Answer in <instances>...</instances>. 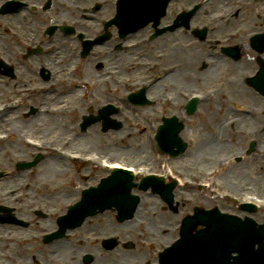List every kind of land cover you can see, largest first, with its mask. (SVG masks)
<instances>
[{"label":"rangeland","instance_id":"1","mask_svg":"<svg viewBox=\"0 0 264 264\" xmlns=\"http://www.w3.org/2000/svg\"><path fill=\"white\" fill-rule=\"evenodd\" d=\"M185 1L188 3L193 0H184V2ZM243 3H245V5L249 8L245 9L244 11H241L240 13L236 12L235 10L229 13L227 11L229 8H227L226 10H222V9L218 10V8H215V6L209 12V15H212L211 11L218 10V13L222 12L223 14L229 15L228 18L223 21V25H222V27L225 26L226 28L225 30L229 34H232L234 30H237V27H243L246 29L247 38H246V34H244L241 37H238V36L230 37V42H232L233 45H238L240 49V56L237 58L239 60L233 61V62L240 63V64L234 68L232 66L231 61H226L227 64L230 65L228 68L212 69L208 67L209 63L206 62L209 59H204L206 63L204 62L203 64H201L202 60H199L197 64L195 65V67H185L184 69H182V73L196 72L198 74L197 77L199 78L200 83L221 82L226 77L232 75L234 72L238 71L239 69L250 70L251 68H256L253 59L250 57L252 56L251 54L253 53V50L248 45H245V44L246 43L248 44V40L250 37L249 33H251L252 35L253 33L258 32L257 30L264 27V12L262 13V15H260V17L256 18L254 16V11L256 9H260L262 5H258V7L256 8V5L255 6L249 5L248 0L243 1ZM259 3H263L264 5V2L262 0L259 1ZM61 5L62 3L57 4V11H55L56 13L59 14L60 17L64 16V17L72 18L77 15V12L74 11L70 6L64 4V7H62ZM209 5H211V3ZM223 8L225 9V7ZM202 18H204V15H202ZM21 21H22V27L19 24L17 23L16 24L18 27L22 29L21 31L26 36L29 35V33L36 34L38 32L39 25L42 24L43 22L40 18H37V16H27L26 20L21 19ZM25 21H28V22L26 23ZM33 22H36L35 26H33ZM2 32L3 34H1L0 32V35H1L0 36V47L2 46V48H0V57H3L4 59H9V60L16 59L17 62H19L20 64L19 65L20 78L18 80H5L0 76V98L2 97L5 98L6 96H8L7 95L8 93H12L17 87H19L18 85H16L17 82L19 83V85L23 83L28 84V85L35 84L34 76H32L30 73L32 72L33 69H38L39 63L34 64L28 61L25 62L23 60L25 59V57L24 56L21 57V51L19 49L21 48V46L18 43L14 44L13 42H11L8 38L5 37L3 30ZM170 40L171 39L166 40L165 44L160 46L159 48L161 50L164 49V50H169L171 52V50H173L172 44H169L167 46ZM186 44L187 43H184L183 46L176 47L175 50L182 48V50H187V51L191 50L190 52L188 51L186 52V54L179 52V53H175L174 55L171 53V56H170V58L173 59L175 63H178L180 65V68H183V64L185 60L187 61L188 59H191L189 57H191L192 48L195 46L194 44H192L191 46H189V48L184 47ZM58 45L62 46V43L58 42ZM155 47L156 45L150 44L142 48L140 51L137 50V51H133L130 53L141 54L142 50L145 49V50H148V53L144 55L143 58L153 59V54L157 51ZM72 53H73V56L71 57V59L74 56L77 59L76 51H72ZM58 56H59V53L56 54L55 59H58ZM262 57L264 58V54L262 55ZM225 59H228V58H225ZM69 61L70 59H67V60L63 59L61 64L62 65L67 64ZM210 63L214 65V62H210ZM79 74L76 77H79ZM29 75L30 77L26 79L24 78ZM50 76L53 78L51 73H50ZM74 76L75 75H69L68 76L69 78H65L62 80L59 79L58 76H56L55 82L56 84H58L56 92L63 91V87H64V91L70 89V87H72L71 86L72 80L76 78ZM37 79L43 80V77L40 74H38ZM99 85L100 87L96 91L92 92L94 89L98 87V86H94L93 89H91V92H89L87 99L84 102H82L79 115H76L74 118H70L71 125H74L77 123L78 124L77 128L67 127L65 134L67 135L73 132L78 133V134L81 133L84 139H88L87 143L90 142L89 144H87L88 146L86 150H88L89 148L90 149H101L102 147L107 146L106 148L107 150L105 149V153L112 152L114 153L116 158L123 157L125 160L129 162H133V163L135 161H139L136 164H141V163H146V162L157 163L158 161L157 157H159L160 154L156 150L155 146L153 148L154 150L150 151L147 157L145 155L146 152L143 150L142 143L134 145L135 143L134 142L132 143L129 140L131 139L133 135H135L136 138H140L143 140L144 136L145 138L147 136L146 132H151V129H150L151 127L145 126L143 124L142 125L136 124V122H134V120L132 119L129 111L127 112L124 111L123 105L126 103L124 94L126 93V91L125 93H123L118 90L120 97H117L116 99H114L113 95H111V92H114L113 90L114 83L112 81L108 83V82L102 81L101 79ZM125 90H131V89L125 88ZM97 93H99L100 95H97ZM51 94L48 95V97L51 96ZM107 101H116L118 104L121 105V108H120L121 110L119 113H117V117L122 118L124 122L126 121L124 124V129H121V130L117 129L118 131L115 133V135L119 134L120 133L119 131H122L123 134L128 132V133H131L132 136L128 135L122 141L121 140L115 141V138L113 136L114 133L113 135L111 134V132L104 133L102 131V126L100 124H96L90 130L86 131L85 133H82L81 128L79 127L81 119H82V115L84 113H87L88 108L91 106L94 107L95 111H97ZM240 101L245 102V103H251L255 106L261 107L264 104V97L260 95L259 93H257L255 90H253L246 83H242V85H239L236 87H234V85H230L220 95L213 98L212 103L207 105L206 110L204 109V113H202L201 115L202 118L198 121V127L196 126L197 128L196 132L198 134L209 133L210 135L215 136V130L217 128H214V127L216 126L219 127L218 126L219 124H217L216 122H220L221 120L223 123L226 119L233 117L232 113L234 112L232 111L231 105L233 103L236 104ZM49 102L54 103L55 100L52 99ZM152 109L156 110V107L154 106L153 108H150L149 110H152ZM25 110L26 109L23 108V111ZM262 110H264V108H262ZM131 114L133 115L135 114V112L131 111ZM262 115H264V112H262ZM236 116H238V114ZM260 120L263 121L264 117L260 118ZM60 128L64 131V127H60ZM218 130L221 131V129H218ZM188 134H189V131H188ZM227 134H229L233 138L231 141L222 142L218 146L220 149L216 148L217 146L214 147L213 151L215 152L214 157L216 159L218 157L221 158L223 156H227L231 153L234 154V153L240 152L243 148L248 147L249 146L248 141L247 143H245V139L249 140L250 136L252 135L251 133L250 134H248L247 132L243 133L242 131L238 129H233V127H230L229 129H227ZM222 135H223V132H222ZM150 137L152 136H148L147 138H150ZM101 139L102 141H100ZM236 140L238 142H235ZM241 140L243 141V143H239ZM261 144L263 145V147L257 150L258 154L250 152L248 156L247 157L245 156V159L240 163L235 162L231 158V156L228 157L229 161L227 162L217 161L218 162L217 164H216L215 158H214L215 160L213 159L209 163H202V162L197 161L196 166L203 167V170L199 172L197 170L196 172H194L195 165L188 166L184 163L185 161L183 160H177V158L166 156L165 158L167 159L166 161L170 162V164H173L174 170L186 168L185 170L187 171V174L185 175L186 177L185 179H183L184 183L182 184L185 188H183L182 193L180 195L177 194V197H176L177 202H178L176 212L174 210H171L168 205H164L162 207V205L159 206V204L155 202L157 208L158 209L160 208V214L158 216V220L160 222L163 221L162 228H165L166 230V227L177 226L184 216H186L187 214L193 213L195 206H202V207L207 208V207L215 206L217 204H222L228 207L227 203L221 201L222 200L221 198L215 199V198H212V196L208 194L209 193L208 191L210 190V188L229 190L230 188L228 187H233L235 188V191L237 190L236 192H239L240 190H244L245 194L249 192H253L259 197L264 198V142ZM6 146L7 145L1 146V148L6 147ZM194 147H196V144L193 146V148ZM19 158L21 157L15 158V161ZM144 159H146V162H144ZM10 161H11V158L9 156L2 154V152L0 153V166L1 167L10 168L8 166ZM212 167L214 169L213 170L214 173L211 172L210 174H206V171L209 172L210 170L208 169ZM18 174L20 173H13L12 177H23L25 175L30 177V180L28 182L30 183V187L36 191L37 196L42 195V196H47L49 198H51L52 196H64V203H65V201L68 200L69 194L74 192L73 188L75 187V185L72 186L71 183L65 187H64V184L62 185L55 184L57 183L58 180H54V179H49L47 181H44L43 183H39L38 181L39 170L38 169H33L32 171H25L21 176H18ZM46 176L49 177L50 174L48 173ZM20 179H25V178H19L17 182L20 181ZM187 179L190 180V182L185 184ZM74 180L78 181V177H75ZM199 180L208 182V186L205 187L206 191H200V188L196 187L197 183H199ZM59 182L62 183V179H60ZM14 184H16V180L15 181L11 180V182L9 183H4L3 181L0 182V186H2L3 191L7 189L8 187H10V189L13 188ZM137 192L140 193L141 191H137ZM28 193L29 191H26V189L19 191L20 196H26L28 195ZM145 194L143 196V199L141 200L140 205L137 207V210L135 212V217L126 219L129 222V224L132 226L131 229H129V231L127 230L128 231L127 232L126 229L124 228H120L117 226L115 227L111 226L110 233L120 232L123 238L117 239V244L113 249L108 250L101 246H98V248L96 247L91 248V249H94V251L96 252L95 253L96 257L89 264H116L117 260L115 259H113L109 263L103 262L104 257L102 255L106 253L109 254L111 252L114 253V256L122 255L123 259H126V260L133 259L132 255L139 256L141 253H145V259L142 263H140L142 259L141 260L139 258L134 259L136 264H147V262L148 263L150 262L151 264L153 263V261L155 260L156 256L158 255L161 249L159 248L158 243H156V240L158 238H164L166 241H168L172 237V235L168 233V231L166 230L168 233L167 237L157 235V233H149V235L146 236V239H145L146 242H141L139 241L138 238H136L138 235L142 234V231L145 230L146 227L148 228L150 227V225H152V223H156L153 221V217L148 213L149 209L151 210V213L155 212L153 211V207H155L153 201L155 200V198H152V196L149 194L145 196ZM148 197H150V199H149V202L146 203V199ZM242 197H243V194H242ZM189 198H194L196 199V201L192 203L190 202ZM20 213L24 214V212L22 211H20ZM242 214L246 215L248 213H242ZM105 215L106 213L99 215L93 220L94 221L93 224L95 225V227L99 226L100 218L106 217ZM252 216H254L255 219L259 222L264 221V208L260 209L259 212L254 213ZM173 217H176V219ZM140 219L145 220L146 224L147 223L148 224L147 225L141 224L139 222ZM124 221H121L119 223L122 224L124 223ZM130 243L134 244L135 250H132L129 247H127ZM8 245H14L15 249L19 251L20 255L18 257V261L20 264L30 263V260L28 258L30 249L25 243L8 244ZM78 253H79V250L76 251L75 256H74L75 258L73 257L71 258V260H75L74 262H76V260L79 259ZM79 262H82V261L79 260ZM123 263L124 262H119V264H123ZM46 264H63V261L54 256L53 259L51 260L46 259Z\"/></svg>","mask_w":264,"mask_h":264},{"label":"bare ground","instance_id":"2","mask_svg":"<svg viewBox=\"0 0 264 264\" xmlns=\"http://www.w3.org/2000/svg\"><path fill=\"white\" fill-rule=\"evenodd\" d=\"M235 7H239V5H235ZM73 98H74V95H73V94H71V95H67V99L71 100V99H73ZM47 120H52V119H51V116H49V117L47 118ZM52 121H53V120H52ZM246 122H249V121L247 120V118H242L241 123L245 124ZM41 125H44V124H41ZM119 137H122V135L119 134L116 138H119ZM73 141H76V140H73ZM146 141H149V140H148V139H145L144 142H146ZM217 145H218V143L216 142V139H211V138H210V139L204 141V142L201 144V147H202V151H201V153H205L207 156H209V155H213V154H214L213 149H214V147H216ZM55 160H56V159H55ZM51 165L53 166L54 164H51ZM63 165H66V163L64 162ZM55 172H57V171H55ZM60 172L64 174V169H61ZM156 210H157V207H156V206L153 207V211H156ZM148 213L151 214V210H150V209H149V212H148ZM158 231H159L160 234L163 233V231H162V229H161L160 227L158 228Z\"/></svg>","mask_w":264,"mask_h":264},{"label":"water","instance_id":"3","mask_svg":"<svg viewBox=\"0 0 264 264\" xmlns=\"http://www.w3.org/2000/svg\"><path fill=\"white\" fill-rule=\"evenodd\" d=\"M212 215V214H211ZM231 222H233V221H228V222H223V223H230V226L228 227V230H236V231H238V230H242L243 229V226H244V223H241V222H238V223H231ZM239 225V227L237 226V225ZM209 226H211V224H209ZM258 233H257V231L255 230L254 231V234L253 235H257ZM198 235H201L200 234V232L198 233V234H194V236H198ZM238 235V232L235 234V236H234V238L236 237ZM254 242H252V244H253ZM229 246H231L230 248H228V250L226 251V254L227 255H229L231 252H232V248H236V247H238V244H237V242H235V241H231L230 243H229Z\"/></svg>","mask_w":264,"mask_h":264},{"label":"flooded vegetation","instance_id":"4","mask_svg":"<svg viewBox=\"0 0 264 264\" xmlns=\"http://www.w3.org/2000/svg\"><path fill=\"white\" fill-rule=\"evenodd\" d=\"M1 2H3V1H5V0H0ZM243 8H244V6H243Z\"/></svg>","mask_w":264,"mask_h":264}]
</instances>
